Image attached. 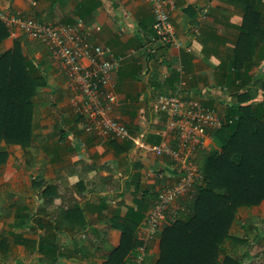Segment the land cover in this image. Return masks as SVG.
<instances>
[{
  "label": "crops",
  "instance_id": "1",
  "mask_svg": "<svg viewBox=\"0 0 264 264\" xmlns=\"http://www.w3.org/2000/svg\"><path fill=\"white\" fill-rule=\"evenodd\" d=\"M0 5L7 15L44 24L82 21L88 39L108 47L117 63L103 85L116 95L112 113L141 142L134 146L85 131L67 78L48 50L2 22L8 34L0 55L21 39L30 67L45 75L46 86L33 99L30 144L0 142V264H107L110 250L122 241L127 214L139 210L138 245L123 259L133 264L145 213L157 191L177 179L174 163L151 150L166 129L153 96L181 88L225 115L238 95L263 91L264 0H174L170 15L178 45H154V52L148 50L153 16L143 0H0ZM196 26L198 35L191 30ZM213 141L206 139V149ZM170 225L148 242L143 264L157 263L161 232Z\"/></svg>",
  "mask_w": 264,
  "mask_h": 264
},
{
  "label": "trees",
  "instance_id": "2",
  "mask_svg": "<svg viewBox=\"0 0 264 264\" xmlns=\"http://www.w3.org/2000/svg\"><path fill=\"white\" fill-rule=\"evenodd\" d=\"M262 25L257 21L258 27ZM7 34L0 21V42ZM20 41L11 52L0 55V142L25 147L32 139L33 99L38 88L46 86V78L30 67ZM250 97L244 93L238 101ZM229 110L236 119L209 133L220 151H195L198 175L180 201L174 223L161 232L156 264H238L236 249L247 238L233 237L229 230L240 208L264 200V101ZM142 216L139 210L127 214L126 224L120 227L122 241L110 250L107 264H123L126 253L138 245L135 227ZM250 224L247 220L245 232L251 230Z\"/></svg>",
  "mask_w": 264,
  "mask_h": 264
},
{
  "label": "built area",
  "instance_id": "3",
  "mask_svg": "<svg viewBox=\"0 0 264 264\" xmlns=\"http://www.w3.org/2000/svg\"><path fill=\"white\" fill-rule=\"evenodd\" d=\"M143 1L149 3L153 16L149 52H154V45H178L170 15L174 0ZM0 21L16 26L25 36L38 41L48 50L53 63L67 78L72 108L82 119L85 131L121 142L131 141L134 146L141 145L139 138L133 136L112 113L116 95L103 91V85L117 63L108 47L88 39L82 21L44 24L18 14L7 15L1 5ZM191 30L194 35L199 34L197 26ZM178 89L170 93L158 91L153 96L154 111L164 119L166 129L161 143L152 146L151 150L156 156L168 157L174 163L177 179L173 185L157 191L145 213L138 229L142 246L133 264H143L148 242L158 237L165 223L175 221L179 198L191 190L192 182L198 175L196 149H206L205 141L210 138L209 133L224 124L223 116L217 111L185 96Z\"/></svg>",
  "mask_w": 264,
  "mask_h": 264
},
{
  "label": "rangeland",
  "instance_id": "4",
  "mask_svg": "<svg viewBox=\"0 0 264 264\" xmlns=\"http://www.w3.org/2000/svg\"><path fill=\"white\" fill-rule=\"evenodd\" d=\"M261 89L263 91L260 93H258V90L256 94H252L250 92V98L253 99L252 102H249L248 100L243 102L237 101L231 106L233 107L235 105H245L250 103L254 104L257 100L264 101V86L261 87ZM231 112L232 111L229 110L225 115L223 114L224 116L222 115L224 118V123L228 121V124H231L233 120L236 119L237 115L230 116L232 114ZM207 150L220 151V144L214 140L213 145ZM197 183H199V181H197ZM252 208H240L237 214V223H233L229 230V234L233 237L242 239L245 236L247 238L245 243L240 244L236 249V255L240 257L238 259L236 258L238 264H264V200L256 205L255 208ZM247 220L251 222V232H245ZM172 224L173 223H171V225ZM241 229L243 230L242 232ZM235 234L238 236H235ZM239 234L241 237H239Z\"/></svg>",
  "mask_w": 264,
  "mask_h": 264
}]
</instances>
